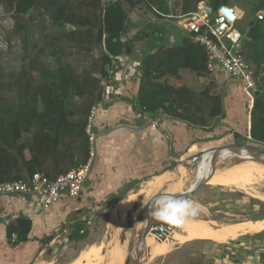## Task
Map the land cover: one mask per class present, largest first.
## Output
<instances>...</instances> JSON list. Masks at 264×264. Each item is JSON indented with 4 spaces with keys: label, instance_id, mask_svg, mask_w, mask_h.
<instances>
[{
    "label": "crops",
    "instance_id": "obj_1",
    "mask_svg": "<svg viewBox=\"0 0 264 264\" xmlns=\"http://www.w3.org/2000/svg\"><path fill=\"white\" fill-rule=\"evenodd\" d=\"M172 26L178 33L171 30L168 41L176 38L177 43L167 44L177 48L188 33L176 23ZM142 54L122 56L129 63L140 64ZM152 54L163 61L171 53ZM192 62V66L180 67L177 71L148 70L162 90L172 91L174 99L165 105L175 109L173 114L162 107L156 108L154 113H142L137 98L141 85L139 65L136 73L128 74L123 81H115V94L104 99L102 107L92 113L94 156L78 197L62 195L43 207L41 200L33 195H0V264H47L58 252L68 253L78 243L92 237L93 242L97 241L98 235L107 231L99 219L108 216L112 222L116 205L136 195L124 216L132 212L149 189L148 179L178 160L212 147L209 145L219 138L226 136L232 141L249 138L251 119L240 83L218 66L198 74L195 69L199 60L195 58ZM262 72L264 65L260 75ZM159 73L163 75L156 78ZM205 88L210 94L219 90L220 100L202 95ZM154 119L155 126L152 125ZM248 140H252L251 136ZM13 220L23 227L24 240L19 236V225L13 224ZM82 233H86L83 238ZM248 241L245 237L233 249L216 248L217 264H264V247L252 250L247 246Z\"/></svg>",
    "mask_w": 264,
    "mask_h": 264
},
{
    "label": "trees",
    "instance_id": "obj_2",
    "mask_svg": "<svg viewBox=\"0 0 264 264\" xmlns=\"http://www.w3.org/2000/svg\"><path fill=\"white\" fill-rule=\"evenodd\" d=\"M7 1L8 4H13L17 14H26L41 0ZM44 1L53 25L84 27L86 34L94 38L101 48L100 73L106 80L122 68L121 65L114 66L115 59L131 53L133 40L145 41L147 48L138 66L141 85L137 97L143 112L154 113L156 108L162 107L167 113H175L173 107L165 105V102L174 99L172 91L162 90L161 84L152 80L153 75H150L148 70L177 71L180 67L192 66L195 58L199 60L195 69L198 74L207 70L205 48L193 43L189 35L177 48L169 47L167 42L171 29L164 24L148 25L146 29L137 31L136 36L128 37L132 22L129 21L123 0H106L104 3H101V0ZM125 1L130 7L140 3L157 18L173 11L167 0ZM201 1L214 8L225 4L236 6L242 11L237 28L243 35V53L254 66L255 74L260 79V70L264 65V15L262 19H258L257 12L262 10L264 13V0H181V12L193 11ZM152 53L171 54L163 61H158L157 54ZM29 68L39 73L42 80L39 85L30 86L29 90H20V101L17 105L7 102L0 95V181L26 180L35 171L54 178L86 163L90 148L86 133L88 124L90 132L94 133L92 118L89 122V112L92 106L102 107L104 103L103 92L96 95L94 101L89 100L81 106L75 103L76 95L83 96V93L91 90L87 89L84 81L78 79L76 72L69 65L51 69L43 63L38 66L31 63ZM161 75L163 74L159 73L156 78ZM258 86L263 88L260 81ZM263 89L255 93L254 105L250 112L252 140L234 139L231 143H245L263 148L259 143H264ZM202 95L212 100H220L217 89L216 93L210 94L209 89L205 88ZM65 138L71 142L77 141L76 148L71 149L70 145L62 147ZM12 222L19 225V236L24 240L26 235L23 227L15 220ZM85 235L86 233H82V238Z\"/></svg>",
    "mask_w": 264,
    "mask_h": 264
},
{
    "label": "rangeland",
    "instance_id": "obj_3",
    "mask_svg": "<svg viewBox=\"0 0 264 264\" xmlns=\"http://www.w3.org/2000/svg\"><path fill=\"white\" fill-rule=\"evenodd\" d=\"M105 1L101 0V3ZM7 2V0H0V95L4 100L17 105L20 101L18 100L20 90H29L30 86L35 87L42 82L39 73L29 68L31 63L35 66L43 63L51 69L69 65L76 72L78 79L84 81L87 89L91 90V92L83 93V96L76 95L74 97L78 106L89 100L94 101L100 92H103L104 99L106 96L107 98L110 96V94H106L107 82L100 73L101 48L95 43L92 36L86 34L84 27L77 28V26L72 27L67 24L65 26L53 25L44 0L34 5L26 14H17L13 4ZM167 3L173 8L171 14L181 12V0H167ZM123 5L128 13L129 21L132 22V28L127 34L128 37H134L140 29L144 30L148 25L154 26L155 24H164L173 32H177V29L172 26L176 18L167 15L157 18L149 10L144 9L140 3L130 7L129 3L123 0ZM144 43L143 39L133 40L129 55L144 53L146 50ZM167 43L176 44V38ZM114 64L116 66V62ZM116 76L118 77V75ZM116 76L112 75V78ZM259 80L264 88V72L260 75ZM113 83L115 84V81ZM92 108L93 106L89 115ZM231 141L230 137L225 136L222 140L219 138L209 146H220L231 143ZM259 143L264 148V143ZM68 145L71 146V149H75L77 141L71 142L70 139L65 138L62 147ZM254 173L256 178L243 189L211 183L201 187L190 198L198 201L203 208L202 213L193 220L206 221L213 227H221L245 220H263L264 223V167L257 166ZM143 200L144 197H141L134 210L119 218L117 223L114 222L115 217L113 215L112 222L109 221L108 216L99 219L100 225L105 227L107 231L105 234H99L97 241L93 242L94 237H92L90 240L83 241L82 244L78 243L68 253L58 252L51 256L47 264H70L76 258L78 259L82 251L86 252L92 246H99V255L105 257L113 244L112 242L118 241L120 230L133 220L135 212ZM109 222L110 224L106 226ZM184 232L183 227H173L171 236L176 237L177 234H184ZM246 235L222 243L207 238H201L207 240L193 239L166 242L169 243V249L157 254L150 253L145 264H217L215 257H218L219 254L215 253L216 248H237L236 243L244 240L245 237L249 240L247 246L252 250L264 247V229ZM154 244L157 243L154 241ZM236 252L240 253L239 251ZM93 258L90 260L92 261L91 264L94 262H96L95 264H103V260L98 257ZM81 262H87L86 258H82Z\"/></svg>",
    "mask_w": 264,
    "mask_h": 264
},
{
    "label": "built area",
    "instance_id": "obj_4",
    "mask_svg": "<svg viewBox=\"0 0 264 264\" xmlns=\"http://www.w3.org/2000/svg\"><path fill=\"white\" fill-rule=\"evenodd\" d=\"M230 14V15H229ZM263 11L257 12V18H263ZM176 18V25L188 33L189 38L195 44L201 45L207 52L206 68L212 70L215 66L226 71L237 80L247 96L246 110L250 119V112L254 105L255 93L262 91L258 86L259 77L256 76L254 66L245 58L243 35L237 28L242 11L231 5L222 4L214 8L206 2H199L196 8L188 13L169 14ZM116 66L121 65L122 71L116 70L106 80V94H115L114 81H123L128 74L136 73L139 62L130 64L121 55L115 59ZM114 80V81H113ZM107 100V96L106 99ZM95 107L92 108L89 122ZM144 114V112L142 111ZM145 115V114H144ZM156 119L152 120L155 126ZM90 148L89 156L84 164L70 169L65 174L54 178L48 177L40 171L33 172L26 180L0 181V195L3 194H27L38 197L43 207H48L57 201L62 195L69 198L79 196L82 185L89 175L91 161L94 156V134L90 132V125L86 127ZM250 138V135L248 136ZM2 215L0 214V218ZM13 239L15 235H12Z\"/></svg>",
    "mask_w": 264,
    "mask_h": 264
},
{
    "label": "water",
    "instance_id": "obj_5",
    "mask_svg": "<svg viewBox=\"0 0 264 264\" xmlns=\"http://www.w3.org/2000/svg\"><path fill=\"white\" fill-rule=\"evenodd\" d=\"M248 161L264 166V148L245 143H228L178 160L163 172L148 179L154 182L153 187L146 192L133 220L118 234L117 243L123 247L122 264H145L151 253V247L147 243V238L151 236L154 241L159 242L164 240L166 235H170L169 239L175 241L171 236L173 226L164 225L148 217V205L151 200L161 194L190 199L201 187L209 183L215 173Z\"/></svg>",
    "mask_w": 264,
    "mask_h": 264
},
{
    "label": "bare ground",
    "instance_id": "obj_6",
    "mask_svg": "<svg viewBox=\"0 0 264 264\" xmlns=\"http://www.w3.org/2000/svg\"><path fill=\"white\" fill-rule=\"evenodd\" d=\"M257 166L264 167L263 165L253 161H248L230 167L228 169L215 173L213 177L210 179L209 183L214 185L232 186L243 189L246 186L250 185L252 181L256 178V174L254 173V171ZM153 185L154 182L150 181L148 190H150V188H152ZM178 186L179 184H177L176 187ZM135 196L136 195L130 196L127 200L120 202L116 205L115 211L113 213V217H115L116 220V221L114 220V222L117 223L119 218L124 216L126 211L131 207L132 199ZM183 229L185 230L184 234H177L176 237L173 235L174 236L173 239L193 240V239L207 238L219 242H227L229 240L237 239L241 234L255 233L262 231L264 229V223L263 220H245L243 222L226 224L221 227H213L210 226L206 221L191 219L188 223H186L183 226ZM169 238L170 235L169 236L166 235L164 240L159 242L155 241L157 244L154 245H153L154 243L153 236L147 238V243L151 247V254L152 253L157 254L169 249L168 248L169 243H166V242H171ZM93 257L95 258L98 257L100 260H103V264H122L123 247H121L117 242H113L107 255L105 257H101L99 255V248L92 246L88 251L86 252L82 251V254L78 257V259L74 260L70 264H91L92 261L90 260L94 259ZM82 258H86L87 262L82 263L81 262ZM95 263L96 262H94V264Z\"/></svg>",
    "mask_w": 264,
    "mask_h": 264
},
{
    "label": "clouds",
    "instance_id": "obj_7",
    "mask_svg": "<svg viewBox=\"0 0 264 264\" xmlns=\"http://www.w3.org/2000/svg\"><path fill=\"white\" fill-rule=\"evenodd\" d=\"M148 209L150 219L175 228H182L203 211L202 205L198 201L176 198L168 194H161L151 200Z\"/></svg>",
    "mask_w": 264,
    "mask_h": 264
},
{
    "label": "snow or ice",
    "instance_id": "obj_8",
    "mask_svg": "<svg viewBox=\"0 0 264 264\" xmlns=\"http://www.w3.org/2000/svg\"><path fill=\"white\" fill-rule=\"evenodd\" d=\"M230 15V14H229Z\"/></svg>",
    "mask_w": 264,
    "mask_h": 264
}]
</instances>
